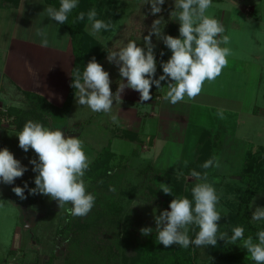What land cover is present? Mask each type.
Masks as SVG:
<instances>
[{
  "label": "rangeland",
  "instance_id": "rangeland-1",
  "mask_svg": "<svg viewBox=\"0 0 264 264\" xmlns=\"http://www.w3.org/2000/svg\"><path fill=\"white\" fill-rule=\"evenodd\" d=\"M84 1L87 3L88 0H82V4H84ZM249 2L257 7V13L248 19L242 13L241 4L236 2V0H212V6L207 10L206 14L219 20L225 28L224 35L230 37L228 45H221L231 49L232 54L227 58L228 64L214 81H205L202 91L197 97L192 100L186 97L184 101L166 109V111H170L177 117L178 114L180 116V113L184 111L192 113L186 149L184 148L186 150L184 152L185 160L194 158V153L198 155L202 147L198 143L201 131H199L198 119H195V117L200 109L205 111L203 106H207L212 111L216 120L218 117L221 121L224 119L229 120L226 123L227 125L222 124L225 130L228 126L234 127L240 123L245 129V132H239V136L241 137L242 135L243 139H247V136H249L246 132L251 133L252 128L257 126L258 132L252 134L255 137L257 133L256 139L258 140L256 142L259 143V146L256 147L257 143H255V147L249 148L244 165L245 168L248 166L249 154L250 157L254 155V162L255 158L264 156V146L261 145V143L264 144V0H243L244 4ZM109 5L112 7L109 16H115V18L120 16L122 18V20H114L116 24L114 23V26H112L114 30L111 32L112 35L108 42L111 44V50H116L123 46L119 44V41L126 44L131 40L135 41L138 46L143 47V37L138 38L139 34L136 35V30L135 32L132 31L133 27L136 26V20L131 18V16L133 13L141 11L145 14L147 10L146 4L142 5L138 0H120L119 6L117 3H110ZM147 5L150 6V4ZM161 8L162 13L160 12L156 16L167 13L166 19L161 22V28L164 30L163 28L167 27L168 22L175 18L170 16V13L175 9L173 5L167 8V4ZM147 12L149 11L147 10ZM129 19L131 20L129 21ZM138 20L141 21L140 18ZM127 22L129 24L128 29L122 30L120 27ZM174 23L179 24L177 20ZM150 25L147 28V34L151 28ZM179 27L180 25H178V30ZM88 30L91 32V28ZM119 30L124 32L121 33L123 35L120 34L121 36H119ZM127 32L130 35L126 34ZM173 33L172 35L174 36ZM179 35L178 32L177 36H175L179 38ZM157 40L158 38L153 35L152 43L155 45L154 54L157 62L155 79H158L163 74L161 62H166L171 56L169 49L163 48L161 51L159 48L160 42L158 43ZM77 53L80 60H85L84 65L86 66L85 48H78ZM1 56L3 54L0 51V65L2 63ZM79 65L82 69L83 62H79ZM124 82L126 83L127 81L124 80ZM166 84L167 81H162L161 89H157L153 85L151 93H158L164 97L167 90ZM125 90L130 89L126 88ZM0 101L9 105L8 98L1 92ZM28 103V101L22 100L20 106L22 108L29 106L30 104ZM130 103L128 105H132ZM189 105L192 107H189ZM152 106L146 102L136 105L140 110V114L137 119L133 120H138L137 123L141 126V130L137 139L138 142L135 145L126 136L128 135L127 131L122 128L121 123L119 124L117 119L116 121H111L109 119L110 114L107 113L98 114L97 112L94 114L95 116H91L92 120H95L96 117L98 120L103 119V124L97 125L93 122L87 128L83 129L80 127L78 132L82 135L78 137L84 142V150L90 158V164L94 162L97 154L100 156V154L104 153V156H111L110 170L106 177L93 179L88 176L90 175L89 169L85 173L84 180L87 191L95 195L96 199L94 207L84 217H73L65 210H60L56 201L51 200L50 197L40 194L29 195L28 189L35 187L34 179L37 175V173L32 171L33 165L29 161L38 160V157L33 150L29 149L28 152H24L19 147L16 134L20 131L0 128V149L7 148L21 162L22 166L27 168L24 175L21 178H17L14 184L6 185L0 183V264H129L137 258V251L132 245H126V237L121 236L124 230L115 221L119 223V219H124L125 221L127 217H131L139 231L143 227H150L153 229L152 233L157 234L154 216L170 209L169 206L162 205L166 194L160 190V186L161 183H167L160 178L159 170L154 165H158L160 163L158 162L159 160L162 162L167 161V156L171 152L176 155L179 150L176 149L179 142H172L169 147L163 148V150H166L163 151L166 155L157 157L156 160L158 161L150 165L151 162L149 161L153 158L152 153L154 150L152 147L144 149L141 143L151 138L148 134L153 136L156 133L157 118L147 116L148 113L156 110ZM72 112L73 109L71 110ZM46 114L47 111L44 107H39L37 112L32 114V117L38 118L37 121L44 122V126L51 129L61 128L67 122L66 113ZM260 115H263V117ZM51 119L55 122L52 126ZM12 122L13 120H11ZM6 123H10V121L7 120ZM135 125L138 126L136 123ZM84 126L83 124L82 127ZM215 126L220 128L219 124H215ZM224 129L221 128L219 138L216 130H210L211 134L218 139L214 141L215 144L213 145L216 161L208 171L207 177L216 176L217 162L221 159L224 149H229L225 145L226 134ZM234 132L235 134L237 133L236 130ZM63 133L67 138L71 132ZM226 133L233 132L228 129ZM73 135L74 132L71 136ZM231 143L235 144L237 148L242 144V141L240 142L236 138L235 140L232 139ZM172 147L175 148L172 150L170 149ZM232 158L234 157H229L227 161ZM254 162H252L253 165L256 164ZM169 165L175 166L174 163ZM229 165L230 163L223 164V167H229ZM98 171V169L93 170L92 173L96 175ZM186 178L190 181L194 180L191 177ZM211 178H208L210 183L213 182ZM215 178L213 177V179ZM241 179L240 177L236 178V180L227 179L226 182H229V187L233 189V186L238 181L241 183ZM25 183L29 185L24 193L27 198L21 200L12 191V188L16 186L24 187ZM169 186L171 187V185ZM219 187L216 191L220 198L217 210L221 214V219L230 220L231 215H234L237 211L238 203L240 202L239 194L235 193L234 190L231 192L225 183H221ZM110 189L115 190L111 191ZM65 207H71V205H66ZM256 207H264V193L262 192L255 196L251 205V214ZM118 209H121V211H118ZM255 223L264 225V221ZM237 226L243 227L241 225H236L235 227ZM232 228L230 227L231 230ZM243 228L245 237L252 236L253 233L250 230ZM198 230L195 225L190 226L189 237L195 239ZM228 233L231 235V231ZM141 238H143V241L146 236L141 235ZM253 238L255 239L254 236ZM158 255L160 258L157 259V264H254L248 257L247 250L240 246L239 241L236 244H226L225 241L218 240L215 247L190 245L187 249L175 244L165 248L158 243Z\"/></svg>",
  "mask_w": 264,
  "mask_h": 264
},
{
  "label": "clouds",
  "instance_id": "clouds-1",
  "mask_svg": "<svg viewBox=\"0 0 264 264\" xmlns=\"http://www.w3.org/2000/svg\"><path fill=\"white\" fill-rule=\"evenodd\" d=\"M164 3L165 0H142V5H151L153 16L162 11L161 5ZM77 6L78 0H60L59 8L46 6L41 14L63 25ZM211 6L212 0H174L175 10L170 16L179 22V38L163 34V18H160L153 21L148 35L143 36V47L130 40L117 50L107 51L108 62L118 67L121 77L115 94L110 87L109 73L95 57L87 63L82 73L76 69L71 75V87L75 90L76 103L86 106L92 112L112 114L113 101L120 107L126 88L138 92L140 102L143 103L152 99L153 85L157 89L162 88V81H167L163 99L173 105L184 101L186 97L189 100L197 97L205 81H214L221 74L228 64L227 58L232 54L229 47L221 46L230 42V37L224 35V26L219 20L206 14ZM85 16L93 36L112 27L111 22L97 19L94 8L87 14L80 12L76 20L82 21ZM35 35L40 38L41 47L49 46L47 26L36 28ZM153 35L162 39L171 51L170 58L161 62L163 74L158 79L154 78L157 62L155 45L152 43ZM27 68L30 74L37 75L31 65H27ZM36 86H40L38 80ZM111 119L116 121V115H111ZM72 131L75 132L74 129ZM16 136L19 147L24 152L33 150L38 160L29 161L33 165L32 171L37 173L34 179L35 187L28 189L27 183L24 187H13L15 195L24 200L27 198L25 189H28L29 195L50 197L56 201L60 210H65L73 217L86 216L94 207L96 198L87 191L84 180L91 163L84 150V142L79 137L65 138L61 129H51L32 120L27 121ZM212 166V159L202 165L204 169ZM26 171L27 168L22 166L12 152L7 148L0 149V183L12 185ZM190 175L196 181L191 188L192 198L175 197L169 204L170 210H164L154 216L158 243L165 248L175 244L187 249L190 245L215 247L218 240H223L226 244H236L239 241L254 264H264V230H259L255 239L251 235L245 237L244 228L239 226L232 228L231 235L220 232L218 221L221 214L217 210L220 198L215 187L208 182L206 172L201 174L192 170ZM160 190L166 195L173 194L168 184L161 183ZM66 205L71 207L66 208ZM251 219L254 222L264 221V207H256ZM192 225L199 229L195 239L188 235ZM140 232L143 236H149L153 229L143 227Z\"/></svg>",
  "mask_w": 264,
  "mask_h": 264
},
{
  "label": "crops",
  "instance_id": "crops-1",
  "mask_svg": "<svg viewBox=\"0 0 264 264\" xmlns=\"http://www.w3.org/2000/svg\"><path fill=\"white\" fill-rule=\"evenodd\" d=\"M138 1L142 4L141 0ZM59 2L60 0H0V51L3 54V56H1L2 63L0 65V92L3 93L4 96H6V98H8L9 100V105L3 104L0 101V114H3L9 106L21 107L20 105L22 103V100H26L29 102L28 104L30 105L26 107L35 105L38 108L40 106L44 107V109L47 111L46 115L52 113L61 114L60 110L64 109L65 105L70 100V107L66 113L67 122L58 129H61V131L63 132H71L68 136H71V134L73 133L72 130L74 129L75 132L73 136L78 137L82 135L80 134V132H78L80 127L83 129L87 128L89 125H92L93 122L97 125H101L103 124L104 120H98L97 117L95 120H92L91 116L93 117V115L97 112H92L86 106H79L76 103L75 90L71 87V75H73L77 66L78 58L76 47L78 44L74 43L75 40L71 29L41 14L46 6L57 8V5L60 6ZM236 2L241 4L242 13L245 14L248 19L256 15L257 7L254 4L250 2L244 4L243 0H236ZM110 3H117V5L119 6L120 0H88L87 3L86 1H84V6L86 8L87 5L89 6L87 12L94 8L97 12V19L103 20L105 22L110 21L111 24H113L112 26H114V23L116 24V21L114 22V20H122V18L119 15V17L116 18L115 16H109L110 12L112 11V7L110 5L108 6V4ZM165 4H167V8H169L170 5L174 6V0L172 2L171 0H165V3L161 5V7H164ZM146 9L149 12H147V10L145 14L143 11L136 12L131 16V18H134L136 20V26L133 27L132 31L135 32L136 30V35L144 34L140 36L138 35V38L148 35L147 28L150 24L153 23L154 20L158 18L166 19L167 17V13H163L159 16H153L150 11L151 5L148 6L146 4ZM85 14L87 13L85 12ZM139 18L141 19V21L138 20ZM174 19L176 20V18H173L168 22L167 27L163 28L164 30L162 31L164 35H171L174 32V36H177L179 32V24H175ZM130 20L131 19H129V21ZM128 22L125 25L122 24L123 26H121L120 28L122 30H127L129 26ZM46 26L48 31L49 46L47 48H43L40 46V38L35 35V29L38 27ZM82 28L88 35L87 38L80 39V42H82L80 46L85 48L86 64L93 57H95L96 61L102 65L105 71L109 73L111 80L110 87L113 94H115L121 77L119 75L118 67L114 63H109L107 60V51L112 49L111 44L108 42L110 36L112 35L111 32H113L114 28L111 27L110 31L101 30L98 33V36L96 35L98 37L97 38L90 34V31L88 29H90L91 27L86 16L83 20ZM122 30H119L118 32L119 36L123 35L121 34L124 33L122 32ZM126 34H128V32ZM161 40L162 39L157 40L158 43L160 42L159 48L161 49V51L163 50V48L168 49L162 41L164 45L163 47ZM119 44L124 45L125 42L121 43V41H119ZM27 65H31L32 69L37 74L36 76L29 73ZM37 80L39 81V87L36 86ZM130 90H125L122 94L123 103L120 105V107L116 106L115 101H113V115H116L119 124L121 123L122 125V128L131 134L126 136H128L130 141H132L135 145V143L138 142L137 139L141 130V126H139V123H137L138 120L133 119H137V116L140 114V110L138 109V107H136V105L138 106V103L141 102L140 94L134 90H131L130 92ZM151 96L152 99L146 101V103L153 105L152 107H154V109L156 110L153 112L151 111L152 114L147 112V116L157 118V124L155 128L156 133L153 136H151V134H148L151 138H148L146 141L139 143H141L144 149H149L150 147L153 148V158H151L152 160L149 161L151 162L150 165H152L153 162L155 164V161H158L156 160L157 157L166 155L163 152L166 151L163 150L164 147H169L172 142H179L178 146H176V149H179L176 155L171 152L169 156H167V161L162 162L161 160H159L158 162L160 163H158V165H153L159 171L173 173L181 172L186 164L194 162L199 155H195L194 153V158H191L189 160H185L184 158V152L186 151L184 150V148L186 149V141L188 140L189 136L188 134L191 125L190 122L192 113L184 111L180 113V116L178 114L177 117L170 113V111H166L168 107H174L173 104L171 105V103L165 101L163 99V96L159 95L158 93H151ZM36 101L38 103L34 104ZM129 103L133 106L128 105ZM190 105L189 107H192ZM72 109L73 112L71 113ZM203 109H205V111L200 109L199 112H197L198 115H196L195 117V119H198L197 123L199 125V131H201V137H198V143L202 144V141L205 139V137L207 138V140L214 143V141L220 137L221 128L224 129L222 124L227 125L226 123L229 120L224 119L223 121H221L219 117L216 120L212 111L209 110L207 106H203ZM99 113L106 114L103 112H98V114ZM75 114L78 115L75 116ZM111 115L112 114H110L109 119L113 121L111 119ZM260 116L263 117V115ZM45 119L48 120V118L46 117ZM7 120H9L10 123H6ZM11 120H13L11 116L9 117L0 115V128H4L5 130L12 129L14 131H21L22 128L19 129L17 127V124L11 123ZM43 123L44 122H42L41 124ZM53 123L55 122L51 119V126ZM135 123L138 126H136ZM83 124L85 125L84 127H82ZM215 124H219L220 128H216ZM228 129L233 133H226ZM252 129L253 130L251 133L246 132L247 134H249V136H247V139H243L242 135L241 137L239 136V132H245V129L240 123L237 126H228L226 130L224 129V132L226 134L225 145L226 147L228 146L229 149H224V153L221 155V159H219L217 162L218 166L216 165V176H212V178L210 176L207 177V179L211 178L213 180L212 183L216 191L218 188H220L219 185L221 183H225L229 187L230 183L226 182L227 179L236 180V178L240 177V174L243 172L245 167L244 165L249 148L255 147V143H257L256 147L259 146V143L256 142V140H258L256 139L257 133L255 137L254 134H252L254 132H258V128L256 126ZM210 130H216L219 134L218 138L214 137L211 134ZM235 130L237 131L236 134L234 132ZM132 135L133 137H131ZM236 138L240 140V142L242 141V144L237 148L235 144L231 143L232 139L235 140ZM261 145L264 146L263 143H261ZM174 148L175 147H172L170 149L173 150ZM229 157L234 158L227 161ZM96 159H94V161ZM171 163H174L175 166L169 165ZM228 163H230L229 167H223V164ZM187 177H191V175L189 174L187 175ZM213 177L216 178L213 179ZM191 179L194 178L191 177ZM241 186L242 183L238 181L237 184L233 186V189L232 187L229 188L231 192L234 190L235 193L240 194V191H236L235 188ZM230 190L228 191L230 192ZM219 193L221 192L219 191Z\"/></svg>",
  "mask_w": 264,
  "mask_h": 264
},
{
  "label": "trees",
  "instance_id": "trees-1",
  "mask_svg": "<svg viewBox=\"0 0 264 264\" xmlns=\"http://www.w3.org/2000/svg\"><path fill=\"white\" fill-rule=\"evenodd\" d=\"M60 5V2H59ZM59 6L57 5V8ZM87 8L82 4V0H78V6L75 8L68 16V20L66 21L65 26L71 29L75 43H77L76 49L80 48L81 38H87V33L83 30V20H76V17L80 12H86L88 10ZM86 10V11H85ZM174 31V30H173ZM172 35V34H171ZM173 36V35H172ZM174 37V36H173ZM77 66L76 69H79L81 73L84 70V62L85 60H80L79 55L77 53ZM79 62H83V67L81 69ZM38 103L37 101L34 103ZM41 107V106H40ZM70 107V100L65 105L64 109L60 110L62 113H67L68 109ZM38 110V107L30 106L27 108H21L16 106H9L6 111L3 114L4 116H11L13 118V122L17 124V127L19 129L23 128L24 124L32 120L34 122H39L37 119L33 118L32 114L36 113ZM41 122V121H40ZM1 123V122H0ZM42 123V122H41ZM128 135H131L127 132ZM133 137V135L131 136ZM203 144L199 155L197 156V159L194 162H190L183 167V170L178 173L173 172H166V171H159V176L162 178L167 184L171 185L172 187V195H166L165 199L162 201V205L169 206L172 199L175 197H187L191 199V188L196 183L195 180H188L186 177L191 173L192 170H195L197 172H200L201 174H204L205 172L208 173V171L213 167H210L208 169H204L202 165L208 161L209 159L213 160V165L216 161V156L213 152V145L214 143L212 141L205 139L202 141ZM104 154V153H103ZM103 154H100V156L97 157V159L90 164L89 166V177L93 179H100L107 176L108 171L110 170V160L111 156H104ZM249 162L247 163V168L244 167L243 172L240 174V178H242L241 187H236V191H240L239 199L240 202L238 203L237 211L234 215H231L230 220L228 219H221L218 221V224L220 225V232H229L231 231L230 227H235L236 225H241L245 227L247 230H250L253 234L252 236H256V233L259 230H264V225L257 224L253 222L251 219V205L253 203V200L255 196L258 193H264V156L255 158V162L253 161V157H250V154L248 155ZM256 163L253 165V163ZM254 168V170H253ZM99 170L98 173L95 175L92 173L93 170ZM29 179V178H28ZM33 180V179H31ZM29 180V181H31ZM28 181V184L30 185ZM33 182V181H32ZM28 185V186H29ZM170 197V198H169ZM118 211H121V209H118ZM115 221L119 226L122 227L124 232H122L121 236L126 237V245H132L134 249L137 251L138 256L136 259H134L129 264H157V259L160 258L158 255V241H157V234H150L149 236H146V239L142 241L143 238H141V232L136 228L134 224V220L132 221L131 217H127V219L118 220ZM220 249V248H219ZM156 259L155 261H153Z\"/></svg>",
  "mask_w": 264,
  "mask_h": 264
}]
</instances>
